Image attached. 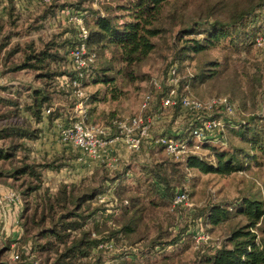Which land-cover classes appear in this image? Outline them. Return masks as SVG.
I'll return each instance as SVG.
<instances>
[{"label": "trees", "instance_id": "1", "mask_svg": "<svg viewBox=\"0 0 264 264\" xmlns=\"http://www.w3.org/2000/svg\"><path fill=\"white\" fill-rule=\"evenodd\" d=\"M168 1L100 0L102 6L96 10L87 6L86 0L71 2L62 0V4L57 0H50L41 2L39 7L44 6V16L54 17L61 9L71 7L85 17L89 28L87 44L89 49L96 53V58L90 65L91 71L89 70L81 82L85 87L101 83L106 86L103 91L99 88L90 94L89 102L94 104L100 100L117 99L123 94L114 74L112 59L104 58L106 51L117 53L124 64V68H117L116 72L133 79L135 75L133 66L156 49L154 38L170 30L163 17L164 5ZM207 10L209 11L206 17L197 16L190 18L188 22L182 21L183 26L175 31L172 65L176 66L177 74L180 72L176 65L178 60L197 61L196 74L185 77L190 87L192 84L197 86L215 79L224 71L223 62L219 59L205 58L210 49L216 48L224 41L235 47L245 41V44L251 47L257 44V38L263 34L259 31V17L264 10V0H217L210 2ZM7 12V18L0 21V35L8 25L14 26L16 19L24 14L17 8L15 0H8ZM31 24L33 25V22ZM68 28L72 29V27ZM68 28H64L62 32L44 42L41 47H36L34 41L26 42L24 45L19 42L12 44L11 35L0 38V66L4 68L1 70L5 72L32 70L35 79L41 82V86H27L26 92L16 90L9 91L6 95L0 93L2 106L0 108V183L18 188L26 203L21 213L22 224L25 226L24 233L13 247L14 252L20 253L23 264L31 261L34 252L41 250L48 253L46 264H76L78 259L88 257L96 250L99 252L101 250L99 244L106 239L113 238L118 241L128 239L133 244L141 242L149 236L144 229L146 218H150L148 210L157 209L165 198L169 200L172 208H181L184 205L173 204L177 192L172 197L168 196L169 194L166 193V189H169L168 179L163 176L164 172L160 169L154 173V168L147 172L150 183L145 187L150 192L148 194H154L153 190L156 189L160 196L150 198L146 203L138 196L124 199L126 203L123 202L126 207L124 216L117 220L115 227L110 229L98 228L100 223L96 221L93 224L95 219L91 223L96 230L93 229L94 226L86 227L91 217L101 210V206L94 205L97 192L109 180L115 182L122 175V180H125V171L122 173L117 171V168L113 170L106 168L110 173H117L113 176H102L96 184L95 182L87 185L65 183L54 194L48 191L43 194L38 193L44 183L43 170L61 169L66 165L64 158L68 157L61 154L62 156L46 157L43 161L35 160L33 157L34 142L41 132L38 123L43 120L44 112L50 109L47 114L50 121L64 114V108L57 106L56 90L51 89L52 82L57 83L60 90H63L61 77L67 76L70 79L75 76V72L68 66V54L77 38L75 35H65ZM19 52L22 53L21 59L13 60ZM98 55L103 58L102 64L94 69ZM151 83L156 91H160L158 95L152 90L148 91L153 96L148 111L153 109L158 111L157 105L169 92L171 85L162 88L156 86L154 82ZM70 93L71 91L69 97H71ZM73 100L75 102L77 98ZM179 107L176 106V110ZM92 109H96V106ZM23 111L28 112L29 115H25ZM203 113V117L217 116ZM112 116H115L114 113ZM251 116L225 122L229 136H236L239 140L234 148L229 149L225 144L219 145L216 138H207L204 141L203 145L212 150L215 162L191 154L184 158L185 164L191 168H198L204 173L224 175L249 169L251 162L264 154V115ZM175 118H172V121ZM197 118L191 116L182 130L172 131L169 126L160 135L166 134L191 140L194 136V128L201 125ZM147 143L149 147L163 148L154 142ZM102 166L106 165H97L94 174H98ZM10 179L12 181L9 182ZM143 186L141 184V187ZM138 191L142 193L141 189ZM29 197L34 201L33 206L27 201ZM30 209L31 212L28 214L27 211ZM202 215L204 221L212 226L221 225L229 220H232V224L221 244L208 250H201L197 264H264V201L261 198L249 194L237 198L232 203L208 204ZM33 237H36V240ZM38 238L43 240L40 241ZM164 243V240H151L146 254L151 257L160 254L158 257L161 258H153L158 261L155 264H178L176 257L185 250L181 249L170 254L169 251L175 249L176 241L175 244L169 243L167 246ZM168 249L170 250L167 251ZM50 258H53L52 263L49 262Z\"/></svg>", "mask_w": 264, "mask_h": 264}, {"label": "rangeland", "instance_id": "2", "mask_svg": "<svg viewBox=\"0 0 264 264\" xmlns=\"http://www.w3.org/2000/svg\"><path fill=\"white\" fill-rule=\"evenodd\" d=\"M2 1L0 0V3ZM86 1L87 6H91V8L96 10L99 9V6H102V2H99L100 0ZM215 1L217 0H169L164 5L163 17L166 26L170 30L154 38L157 44L156 49L148 57L133 66L135 74L133 79L122 74L119 75L116 72L117 68H124V64L120 61L117 53L113 54L110 50L106 51L104 58L112 59L113 68L115 69L114 74L117 76L118 86L122 88L123 94L117 99L100 100L94 104H91L88 99L86 102L87 121L89 123L111 126L112 121L116 118L122 119L140 112L146 92L152 90L158 95L160 90L156 91L151 82L158 81L162 88L163 86L173 85L170 78V70L173 67L175 31L183 26L182 21L188 22L190 18L197 16L206 17L209 11L207 10L208 5L210 2ZM57 2L62 4V0H57ZM171 12L172 14H170ZM43 14L44 6H37L30 13L24 12L20 18L16 19L17 22L14 26H7L0 38L5 35H11L12 44L19 42L24 45L26 42L34 41L36 47H41L44 42L63 31V27L57 21L56 16H44ZM90 18L92 19V17ZM1 20L3 21L4 19L0 17ZM36 20L37 23H35ZM31 22H33V25ZM259 24V31L263 32V34L259 35V37L263 38L262 44L257 43L250 47L243 41V44L235 47L224 41L216 48L208 51L205 58H217L223 62L224 71L215 79L197 86L192 84L190 87L185 77L186 75L189 77L191 74H196L197 61L189 59L185 61L178 60L176 63L180 71L177 75L178 83L176 86L178 94H192L205 102L213 103L215 101L214 105L209 107L205 113H207L206 115H217L223 118L226 123L251 115H264V10L259 17ZM86 25L88 27L87 23ZM70 27L72 29L67 27L68 30L76 34V28L73 25ZM98 56L93 66L94 69L99 68L102 64L103 58L100 55ZM21 57L22 53L19 52L13 60H20ZM1 69H4L3 66H0V93L3 95H6L9 91L16 90H24L26 92L27 86H41V82L35 79V73L32 70L21 69L5 72ZM61 84L63 90H60L61 88L54 82H52L51 89L56 90L55 100L57 106L64 108V114L59 118L62 122H68L70 116L74 115L75 118H78L74 108L79 97L74 95L72 88L67 85L66 81ZM99 88L103 91L106 86L101 83L85 87L89 96ZM69 90L72 98L68 95ZM75 97L77 100L74 102L73 99ZM224 97L234 103V113H227L224 107L221 106L219 100ZM94 106H96V109H92ZM157 106L159 107L160 117L152 128V134L155 136L160 135L169 126L172 131L176 129L182 130L189 122V119H191L190 114L181 106L178 110H176V107L164 108L160 104ZM0 108H2L1 105ZM153 110L152 112H154ZM112 113L115 116H112ZM174 117L176 118L172 121ZM255 119L259 120V118ZM215 138L219 145L225 144V146H229V149L234 148V145H237L239 141L236 136H229L227 129L223 133H219V136ZM211 142H215V140H211ZM125 146L129 149L127 145ZM115 151L118 152L119 149L114 147L111 152L115 153ZM128 152L127 158L122 157V153V155H114L111 161L113 163L108 166L106 162L98 161L90 155H84L81 158L77 151L71 149L69 155L73 161L68 162V158H64L66 161L64 164L68 166L61 169L45 168L43 170L44 183L38 193L43 194L48 191L54 194L65 183L87 185L95 182L94 184H96L102 176H113L117 173H110V171H106L107 169L113 170L117 168V171L122 173L125 171V180H122L123 175L115 182L109 180L97 192L94 205L101 206V210L91 217L86 227L92 228L97 221L100 223L98 228L110 229L115 227L117 220L124 216V211L126 210L124 199L138 196L146 203L150 198H158L160 196L156 189L153 190L154 194H148L150 192L145 187L150 183V180L147 179V172L154 168V173L157 169H160L164 172L163 176L167 177L169 189H166V193L169 194L168 196L172 197L175 192L185 190L189 194L188 204H184L181 208H172L167 198L162 199L161 206H158L153 211L148 210L150 218H146L144 225V229L149 235L147 238L135 244L128 239H120L119 241L113 238L106 239L103 243L112 242L115 246L114 249H107L104 246L100 248L101 252L96 250L90 256L78 259L76 264H155L158 261L153 260V258H157L160 254H155L152 257L146 254V251L149 250L147 249L148 243L154 239L164 240L166 246L169 243L175 244L176 241L175 249L167 250H170V254L179 252L181 249L185 250L179 257H176L178 264H197L201 250H208L221 244L227 236L229 226L232 224V220L218 226L206 223L202 215L206 205L218 202L232 203L237 198L249 194H255L264 201V154L251 162L249 169L224 175L213 172L204 173L198 168L188 167L184 158H174L161 147H149L147 142L142 144L139 151L133 152L129 149ZM57 155L61 154L56 153L48 156L46 150L43 152L34 145L33 157L35 160L43 161L46 157L51 158ZM198 155L215 162L212 150L204 145L198 151ZM118 156L120 157L117 161ZM100 164L106 165L102 166L105 170H101L103 169L101 168L98 174H94L96 166ZM141 184L144 186L141 187ZM14 189L19 190L18 188ZM138 189H141L142 193H138ZM31 199L29 197L27 201L30 206H33L34 201L33 199L31 201ZM27 212L29 214L31 209ZM93 219L95 221L92 224L91 221ZM93 229L96 230L95 226ZM200 235H208L209 237L207 240L197 242L196 238ZM33 239L36 240V237H33ZM39 240L41 241L43 238ZM5 241H9V239L4 240L0 235V249L4 247ZM14 253L13 250H10L8 253L4 252L2 257L7 258L9 262L14 264L16 262ZM33 255L31 257L32 262L36 261L37 264H46L48 253L41 250L34 252ZM31 261L26 263L28 264ZM49 262L52 263L53 258H50Z\"/></svg>", "mask_w": 264, "mask_h": 264}, {"label": "built area", "instance_id": "3", "mask_svg": "<svg viewBox=\"0 0 264 264\" xmlns=\"http://www.w3.org/2000/svg\"><path fill=\"white\" fill-rule=\"evenodd\" d=\"M15 1L16 4L20 5V2L24 1L23 3H25L28 0ZM34 1L41 3L50 0ZM61 13L65 15L66 23L70 26L73 25L77 30V41L69 49L68 54V66L71 71L75 72V76L70 79L66 77V83L72 87L74 95L79 97L80 100L74 108L78 118L73 115L69 117L68 122L57 121L55 130L59 141L78 149L82 154L81 158L84 155H90L98 161L111 165L113 163L111 162L113 157H109V147L111 145L123 143L131 151L137 152L144 142L160 144L174 158H185L191 154L198 155V151L203 148L204 141L207 138H215L219 136V133L221 134L226 130V121L223 118L218 116L203 117V112L212 107L215 101L213 103L205 102L192 94H178L176 66H173L170 70L173 85H171L169 92L161 98L160 105L164 108L181 106L191 116L198 117L197 119L200 120L201 125L194 128V136L191 140L166 134L156 138L153 136L152 128L160 117V112L148 111L153 98L151 92H146L141 110L137 114L122 119L116 118L112 121L111 126L89 123L87 121L88 111L86 106L89 95L81 80L89 72L90 65L96 58V53L91 51L87 44L89 28L85 23L84 16L71 7H65L61 10ZM262 41V37L257 38L258 44H262ZM154 84L160 87L158 81L155 80ZM219 102L227 113H234L235 105L230 99L224 97ZM49 112L50 109L45 111L46 114ZM188 201L189 194L185 190L178 191L173 199L174 204H188ZM23 209L24 200L21 193L10 186L0 184V235L1 238L12 240V248L15 247L23 233L21 218ZM208 237V235H200L196 240L200 242L201 240H207ZM104 246L111 250L115 248L112 242H102L98 247L102 248ZM14 259L18 264H23L19 252L14 253ZM33 264H37V262L33 261Z\"/></svg>", "mask_w": 264, "mask_h": 264}, {"label": "crops", "instance_id": "4", "mask_svg": "<svg viewBox=\"0 0 264 264\" xmlns=\"http://www.w3.org/2000/svg\"><path fill=\"white\" fill-rule=\"evenodd\" d=\"M24 1L20 2V5L17 4V8L21 11V12H30V11H34L36 9L37 6H39V4L41 3H36L37 1H34V0H28L27 2L23 3ZM28 3V5H27ZM31 3V4H30ZM7 6H8V0H3L1 3H0V17H2V19H6L7 18ZM62 10V9H61ZM61 10L58 12V14L56 15L57 17V21L61 24V26L64 28L67 29V26L70 27V25H68L66 23V17L64 14L61 13ZM56 17H55V20H56ZM77 31V30H76ZM65 35H75L76 37V34H72L70 33V31H66V34ZM67 76H62L61 77V83L62 82H65L66 81V78ZM23 113L25 115H29L28 112H25L23 111ZM61 120L60 118H56L54 119L53 121H50L49 118H48V115L44 112L43 114V120L38 123V126L41 128V132H40V136L39 138L34 142V145L36 146L37 149H41V151H47L48 152V156H51L53 154H56V153H59V154H65L66 156H68V162H72L73 159H71V156L69 155V152L70 150H75L77 151V153L79 154V156H81V152L76 149L75 147L73 146H70V145H65V144H62L58 137H57V134H56V130H55V124L57 121ZM114 147L118 148L119 151L115 153H112L111 151L114 149ZM129 149L126 148V146L122 143H116L115 145H111L109 147V157L112 158L114 155H122V157H125L127 158L126 156L128 155V152ZM39 153V152H38ZM52 153V154H51ZM122 153V154H121ZM37 154V153H36ZM132 155V154H131ZM119 157L118 156V159L117 161L119 160ZM78 159V158H77ZM108 164V163H107ZM68 165H65L64 167H66ZM109 166V165H108ZM115 168V167H114ZM1 184V183H0ZM1 185H4V184H1ZM4 186H9V185H4ZM12 187V186H10ZM13 188V187H12ZM23 225V224H22ZM23 233H24V229H23ZM22 233V235H23ZM14 234V233H13ZM22 237V236H21ZM9 238L7 239H4V240H8ZM12 240L9 239V241H5V245L4 247H2V249H0V263H3V262H7L8 264H12L11 262H9L7 260V258H3L2 257V254L5 252V253H8L10 250H13L12 248ZM16 263V262H15Z\"/></svg>", "mask_w": 264, "mask_h": 264}]
</instances>
